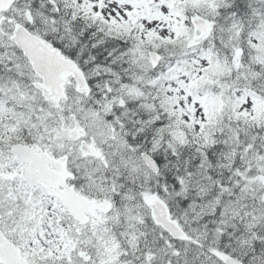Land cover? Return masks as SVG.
<instances>
[{
	"label": "snow or ice",
	"instance_id": "snow-or-ice-1",
	"mask_svg": "<svg viewBox=\"0 0 264 264\" xmlns=\"http://www.w3.org/2000/svg\"><path fill=\"white\" fill-rule=\"evenodd\" d=\"M0 264H264V0H0Z\"/></svg>",
	"mask_w": 264,
	"mask_h": 264
}]
</instances>
